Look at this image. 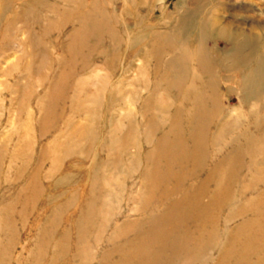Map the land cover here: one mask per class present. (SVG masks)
I'll list each match as a JSON object with an SVG mask.
<instances>
[{
    "label": "rangeland",
    "instance_id": "374dc122",
    "mask_svg": "<svg viewBox=\"0 0 264 264\" xmlns=\"http://www.w3.org/2000/svg\"><path fill=\"white\" fill-rule=\"evenodd\" d=\"M185 22L264 0H0V264H264V90Z\"/></svg>",
    "mask_w": 264,
    "mask_h": 264
},
{
    "label": "bare ground",
    "instance_id": "6f19581e",
    "mask_svg": "<svg viewBox=\"0 0 264 264\" xmlns=\"http://www.w3.org/2000/svg\"><path fill=\"white\" fill-rule=\"evenodd\" d=\"M187 23L188 22H185V24L182 25L183 32H186L185 26L187 25ZM187 26L189 27L187 30L188 31L194 30L195 33L197 34L196 35L197 37L194 40L196 44H194L192 48L182 49L181 55L183 57V60L191 61L197 68L204 69L205 72H208L209 70L208 67L210 68V66L208 65L207 67L205 63V58L203 57V55L206 54L205 49L203 48L204 43H205L204 38L209 39V38H212L213 36L225 37L228 45L230 46V49H231L230 51L234 52V54H231V57H230L231 59H233L231 68L240 69L242 67H245L241 70L246 71V73L240 74L241 76L240 78H238L237 83H236V88L238 89V91H240L242 94H245L244 96L245 98L242 99V102L247 101L246 99L248 98L246 97L249 94H252L255 92L257 94V92H261L264 90V62H263L264 32H262V34L258 36L257 39H255V37L251 36L252 34L243 35L241 32L236 33L235 31H229L227 33V29H222L218 27L217 29L213 28L212 30L209 29L208 31L204 32L203 27L200 24L198 25L189 24ZM249 39H253V42L255 39V42L257 43H251L255 47L242 54L243 50L246 49V45L249 43ZM183 40L186 41L187 37L186 38L184 37ZM259 43H260V46H259ZM246 66H248L249 68Z\"/></svg>",
    "mask_w": 264,
    "mask_h": 264
}]
</instances>
